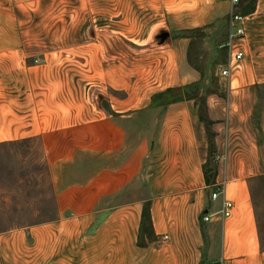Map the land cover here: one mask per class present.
Returning <instances> with one entry per match:
<instances>
[{"label":"crops","instance_id":"0c3cea01","mask_svg":"<svg viewBox=\"0 0 264 264\" xmlns=\"http://www.w3.org/2000/svg\"><path fill=\"white\" fill-rule=\"evenodd\" d=\"M205 2L206 16L178 29L209 26L218 82L208 79L209 68L190 63L193 39L171 34L125 59L96 58V75L108 79L103 85L99 77V100L92 104L79 71L6 51L22 42L16 21L24 0H0V145L42 142L56 173L59 208L51 221L0 233V264H264L250 190L264 175V0L245 17L246 34L235 41L244 58L229 78L219 68L229 58L231 6ZM224 49L222 64L217 58ZM104 62L110 63L104 68ZM194 84L201 94L213 91L206 95L218 153L212 186L204 174L207 129L196 102L155 99ZM223 180L225 198L234 204L227 219L216 215L224 197L211 201ZM146 206L151 239L143 233ZM207 215L212 220L204 223Z\"/></svg>","mask_w":264,"mask_h":264},{"label":"rangeland","instance_id":"374dc122","mask_svg":"<svg viewBox=\"0 0 264 264\" xmlns=\"http://www.w3.org/2000/svg\"><path fill=\"white\" fill-rule=\"evenodd\" d=\"M202 1L205 6V0H200V5ZM198 2L24 0L16 21V33L21 36L22 42L17 46H7L6 51L31 54L40 60L48 59L40 63L54 64L55 69H70L75 75L79 71L80 76L86 79L88 101L93 104L99 100L94 92L96 85L101 84L99 77L103 85H107L105 81L108 79L100 72L99 76L96 75L99 63L96 58L100 59L103 54L107 59L111 56L125 59L128 52H143L151 49L152 45L159 46L171 34L178 38L190 32L194 45L190 47L189 60L191 56L193 64L209 68L208 79H214L215 83L218 82L214 77L216 70H211L213 61H216L215 53L207 45L211 31L207 30L209 26L200 28L203 33H195L197 29H178L206 16V12L201 11L202 5L197 10ZM150 34L149 43L146 39ZM221 52L217 60L223 61L224 54ZM28 63L37 62L32 60ZM107 63L110 62H104V68ZM261 100L264 109V85ZM103 105L105 109L109 108L108 102L104 101ZM51 169L40 140L0 145V233L46 223L57 217L59 208L53 179L56 173L52 174ZM250 188L264 245V175L254 180ZM215 202L212 201V204ZM209 211L213 213L214 209Z\"/></svg>","mask_w":264,"mask_h":264},{"label":"trees","instance_id":"16d2710c","mask_svg":"<svg viewBox=\"0 0 264 264\" xmlns=\"http://www.w3.org/2000/svg\"><path fill=\"white\" fill-rule=\"evenodd\" d=\"M258 0H242L241 2V12L244 16H248L252 14L256 10ZM203 29H197L195 30V33L202 32ZM189 34H184L182 36L183 38H189L193 39V36H189ZM203 35V34H202ZM203 38V36H201ZM194 45V42H192V47ZM224 54V59L222 61V64L226 63L225 57H226V50H222ZM190 63L196 67V69L200 70V67L193 64L191 61L190 56ZM213 91H209L206 94H201L199 84H194L191 86H188L187 88L183 89V94L181 95H174L172 90L167 91L166 93L160 94L156 96V100L158 98H166V101L168 102H180L184 99L187 100H194L199 108V116L200 120L205 124L207 129V135H208V141H209V159L206 165L204 166V174L206 178V182L209 186L216 184V179L218 176V164L216 162V154H217V146H216V133L213 131V125L214 122L210 120L209 114H208V107L206 103V95L209 93H212ZM154 99V100H155ZM153 229L152 224V216L150 212V208L148 206L145 207L144 213H143V233L144 235H148V238L151 239V231ZM143 244V243H142Z\"/></svg>","mask_w":264,"mask_h":264},{"label":"built area","instance_id":"2783aa9c","mask_svg":"<svg viewBox=\"0 0 264 264\" xmlns=\"http://www.w3.org/2000/svg\"><path fill=\"white\" fill-rule=\"evenodd\" d=\"M231 6V11L229 14L228 26H229V39L227 43L228 49V62L224 67L219 68L220 75L224 78H229L231 76V72L234 66V63L237 61H241L244 58L243 52L237 50L235 41L243 38L246 34L245 28L243 26V22L245 17L241 12V2L242 0H225ZM226 193V181L223 180L221 183L215 186V191L211 196L212 201H217L220 197H224L222 202V208L219 213L221 219H227L232 216V212L234 209V204L228 201L225 198ZM204 223H209L212 220V216H204L202 218ZM165 239H167L165 237Z\"/></svg>","mask_w":264,"mask_h":264}]
</instances>
